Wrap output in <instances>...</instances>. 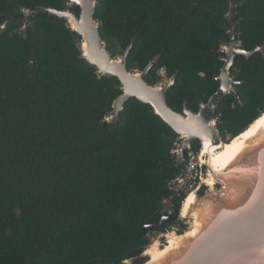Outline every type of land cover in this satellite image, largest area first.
I'll list each match as a JSON object with an SVG mask.
<instances>
[{"label":"trees","instance_id":"16d2710c","mask_svg":"<svg viewBox=\"0 0 264 264\" xmlns=\"http://www.w3.org/2000/svg\"><path fill=\"white\" fill-rule=\"evenodd\" d=\"M230 3L240 49L264 48V0H95L94 19L114 57L132 43L127 70L157 58L145 82L175 75L167 106L197 113L219 87ZM67 4L0 0V264H143L151 233L185 228L154 226L164 200L174 216L184 199L168 189L180 140L135 98L107 121L119 81L79 57L65 20L39 12ZM230 73L240 103L228 95L215 112L225 144L264 114V57L236 56Z\"/></svg>","mask_w":264,"mask_h":264},{"label":"water","instance_id":"95a60500","mask_svg":"<svg viewBox=\"0 0 264 264\" xmlns=\"http://www.w3.org/2000/svg\"><path fill=\"white\" fill-rule=\"evenodd\" d=\"M67 7L63 11L41 8L39 12L65 20L70 32L81 40L79 57L95 67L100 76L115 77L119 81L122 93L112 103L108 122L117 121L125 102L135 98L150 106L179 137L180 142L174 150L176 165L184 162V151L195 141L202 148L208 144L202 162L206 175L202 182L206 189L202 193H193V202L184 216L181 207L174 216L162 215L159 223L154 225L160 227L181 217L184 230L165 232L163 243L156 242L142 252L147 259L143 264H264V124L255 134L241 141L223 166L215 168L210 162V151L225 144L218 130L220 122L214 121L218 105L228 95L234 98L233 108L240 103L234 90L238 82L230 73L235 57L248 59L256 52L264 57L263 47L247 52L238 46L233 5L230 3L223 16L229 26V41L219 50L224 55L218 75L219 87L205 104H201L197 113L189 111L186 105L181 113L167 106L166 92L174 84L175 75L164 84L145 82L157 58L143 71H129L126 58L132 43L121 56L114 57L106 50L94 19L95 0H68ZM73 7L79 8L78 16L70 11ZM208 178L212 185L207 184ZM154 226H145L144 230Z\"/></svg>","mask_w":264,"mask_h":264},{"label":"built area","instance_id":"2783aa9c","mask_svg":"<svg viewBox=\"0 0 264 264\" xmlns=\"http://www.w3.org/2000/svg\"><path fill=\"white\" fill-rule=\"evenodd\" d=\"M214 121H217L215 117ZM186 158L184 159V167L181 169L179 174L169 182L168 189L173 196L184 195V199L181 203V207L186 197L195 192H199L203 186L202 182V171H203V160L205 155L203 154V148L201 147L198 152H193L187 149ZM163 214L172 216L171 212H166L165 206H168L172 211L170 200H164L162 202ZM180 207V208H181ZM173 212V211H172Z\"/></svg>","mask_w":264,"mask_h":264},{"label":"bare ground","instance_id":"6f19581e","mask_svg":"<svg viewBox=\"0 0 264 264\" xmlns=\"http://www.w3.org/2000/svg\"><path fill=\"white\" fill-rule=\"evenodd\" d=\"M264 124V114L259 117L249 128L239 135L237 138L233 139L229 144H224L219 148L212 149L210 155L211 165L215 168H219L223 166V164L228 160V158L234 153L236 148L239 146L242 140L252 136L255 132ZM208 144H205L203 147V154L207 153ZM208 185H212V181L210 178L206 181ZM194 194H189L185 201L182 204V216L186 213V210L189 208L190 204L193 202ZM155 244V243H154ZM153 244V245H154Z\"/></svg>","mask_w":264,"mask_h":264},{"label":"rangeland","instance_id":"374dc122","mask_svg":"<svg viewBox=\"0 0 264 264\" xmlns=\"http://www.w3.org/2000/svg\"><path fill=\"white\" fill-rule=\"evenodd\" d=\"M80 48H81V43H80ZM160 75L162 76V84H164L168 79L165 77V74H164V72L162 71L161 73H160ZM202 177H203V179H205L206 178V175H205V170L203 169V171H202ZM204 186V185H203ZM205 187V186H204ZM165 210H166V212H171V214L173 213L172 211H171V209L168 207V206H165ZM181 218V217H180ZM183 221V220H182ZM171 230H175L176 231V227L175 228H173V229H170V230H168V231H171ZM149 239H150V245L148 246V247H150L151 245H153L154 243H156V242H159V243H163V241H164V234H162V233H157V232H153V233H151L150 235H149ZM147 247V248H148ZM128 263H130V262H128Z\"/></svg>","mask_w":264,"mask_h":264},{"label":"flooded vegetation","instance_id":"af4514ba","mask_svg":"<svg viewBox=\"0 0 264 264\" xmlns=\"http://www.w3.org/2000/svg\"><path fill=\"white\" fill-rule=\"evenodd\" d=\"M177 218H178V217H177ZM177 218H176V219H177ZM175 221H176V220H175ZM175 221H174V222H175ZM171 222H173V221H169V222H167V223H165V224H168V223H171ZM163 225H164V224H163ZM173 228H174V226H170V229H173ZM176 231H177V228H176Z\"/></svg>","mask_w":264,"mask_h":264},{"label":"snow or ice","instance_id":"6c2138e0","mask_svg":"<svg viewBox=\"0 0 264 264\" xmlns=\"http://www.w3.org/2000/svg\"><path fill=\"white\" fill-rule=\"evenodd\" d=\"M0 27H3V25H0Z\"/></svg>","mask_w":264,"mask_h":264}]
</instances>
